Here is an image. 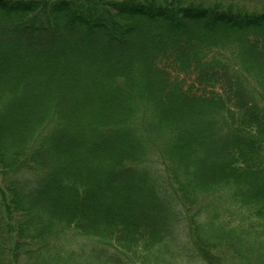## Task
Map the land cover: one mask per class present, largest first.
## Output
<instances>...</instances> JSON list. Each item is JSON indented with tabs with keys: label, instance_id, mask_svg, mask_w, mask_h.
Returning <instances> with one entry per match:
<instances>
[{
	"label": "trees",
	"instance_id": "1",
	"mask_svg": "<svg viewBox=\"0 0 264 264\" xmlns=\"http://www.w3.org/2000/svg\"><path fill=\"white\" fill-rule=\"evenodd\" d=\"M0 264H264V0H0Z\"/></svg>",
	"mask_w": 264,
	"mask_h": 264
}]
</instances>
